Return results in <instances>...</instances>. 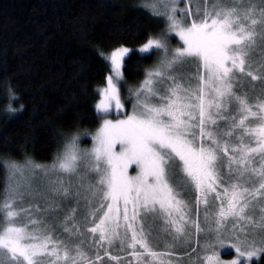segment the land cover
Wrapping results in <instances>:
<instances>
[{"label": "snow or ice", "instance_id": "1", "mask_svg": "<svg viewBox=\"0 0 264 264\" xmlns=\"http://www.w3.org/2000/svg\"><path fill=\"white\" fill-rule=\"evenodd\" d=\"M185 2L141 0L138 7L166 20L182 45L170 49L166 38H150L139 49L159 50L161 59L130 90L135 102L122 119L109 117L124 109L120 81L131 50L111 52L115 75L107 77L96 105L102 124L91 149L81 148L73 134L51 165L2 161L8 177L0 202V264H97L101 249L119 259L108 251L117 243L134 257L165 264L159 258L173 253H158L150 240L157 221L172 248H191L194 233L202 235L207 264H221L216 245L246 255L248 264L264 256V88L255 100L237 90L248 77L264 82V58L258 63L254 56L264 53V0H188L194 12L179 7ZM190 65L197 67L194 75L185 71ZM38 172L46 178L45 192L34 184ZM185 192L196 193L195 212ZM37 196L47 201L45 212L75 201L64 217V240L38 215L39 204L35 211L23 206L26 197ZM81 201L83 231L76 218ZM85 231L94 259L84 247Z\"/></svg>", "mask_w": 264, "mask_h": 264}, {"label": "trees", "instance_id": "2", "mask_svg": "<svg viewBox=\"0 0 264 264\" xmlns=\"http://www.w3.org/2000/svg\"><path fill=\"white\" fill-rule=\"evenodd\" d=\"M140 2L0 0V202L6 178L2 161L50 163L73 134H84L83 144L90 146L101 122L95 109L110 72L107 54L132 49L123 80L133 88L161 59L159 50H137L148 39L166 38L170 49L180 47L166 20L138 7ZM179 7L195 10L188 0ZM243 84L237 90L247 91L250 99L262 95L264 82L249 77ZM247 84L257 89L249 91ZM117 249L119 259L101 264H129ZM252 264H264V256Z\"/></svg>", "mask_w": 264, "mask_h": 264}, {"label": "rangeland", "instance_id": "3", "mask_svg": "<svg viewBox=\"0 0 264 264\" xmlns=\"http://www.w3.org/2000/svg\"><path fill=\"white\" fill-rule=\"evenodd\" d=\"M192 11L194 12V8H192ZM179 43H180V46H181L182 42L180 41ZM140 48H138L137 50L139 51ZM130 50H131L130 51V53H131L132 49H130ZM110 54H107L105 56V58H106V60L108 61L109 65H110L109 75H113L114 76L115 73L112 70V66H111L110 59H109ZM260 55L264 57V53H261L259 51H257L254 54L255 58L259 57ZM185 71L187 73H189V74H193L194 75L197 72V67L195 65L192 66V68L187 67L185 69ZM122 74H123V68H122ZM248 78H246L245 81ZM137 85L138 84H136L132 88L130 86L129 87L126 86L125 85V81L123 79L120 81V95H121V101L124 104V109L121 112H119V113L113 111L110 114L109 118H121L122 119V118H125L126 115L131 114L132 106H133V104L135 102V97L130 95V90L131 91H135L138 87H140V85L138 87H137ZM106 86H107V81H106V84L104 86L99 88V90H98V97L99 98H98V100L96 102V105L100 101V99H102V90ZM246 89L249 90V91H254V90L257 89V86L255 87V89H253L249 84H247L246 85ZM101 124H102V119H101V122H100V126H101ZM83 135L84 134H80L79 135L80 136V140H79L80 147L84 148V149H91L92 146H93L92 137H91V141L92 142H91L90 146H85L83 144V141H82V139H84ZM246 139H248V138H246ZM60 149H61L60 150V152H61L62 149H63V146ZM53 160L50 163H47V164H44V165H51L53 163ZM20 164H22V162H20ZM134 167L135 166H133V168L129 169V174L130 175H135L136 174V172L133 170ZM5 172H6V178H5L4 189L6 187L7 177H8V172H7L6 169H5ZM46 183H47L46 178H44L43 175L38 172L37 173V178L34 181L35 186L38 187L41 190V192H45L46 191V187H45ZM184 195L192 203L193 212H195V207L194 206H195V195H196V193L195 192H191V193L185 192ZM4 198H5V191L3 193V198L1 200V202L4 200ZM36 204H39V206H40V208L42 210L38 215L41 216V217L46 218L47 221L52 226H54V228H55L54 236L59 238V239H61V240H64L68 236V233L64 232V224H63L64 217L67 214H69V210L72 207H75V201L74 200H69V201L63 203L61 205V209L58 210V211L45 212V211H43V209L46 208L47 201L44 198H42L40 196H37V198L35 200H32L31 198L26 197L23 206L32 205L33 206V211H35L34 206ZM200 212H201L200 222L203 225V205H201V207H200ZM84 214H85L84 203H83V201H81L80 208H79V210L76 213V218H77V220L79 222H81V230L82 231L84 230L83 229V221H82V218H83ZM20 221L22 223H27L28 222V218L26 216L22 215L20 217ZM0 223H1L0 230H2L4 228V226H5V222L1 220ZM70 223H71V221H69V224ZM29 227H32V226L29 225ZM146 227H147V225H146ZM160 229H161V222L157 221V223L155 225H153V232H152V236L150 237V240H151V244H152L153 249L155 251H157L158 253H164V252L173 253L171 256L165 255V256H162V257L159 258L160 260H163L165 262V264H167L168 261H171V264H191V260H195L197 257H199V260L197 261V264H207V262L204 261V259H203L204 255H205V251H204V247H203V245H204V237L202 235H198V234L194 233V235L192 236L191 248H184V247L172 248V247L169 246L170 242H171V237L168 236L166 233L162 232ZM90 236H91L90 233H87L86 231L84 232V237H83V239L85 240L84 247H85V250L88 251L89 256L94 259L95 258V250L92 249V248H89V245L92 244V240L88 239V237H90ZM78 239L79 238H77V240ZM117 247H119L118 243L108 250L110 256L116 257V256H121L122 255V252L120 250H118ZM192 248H195V251H192ZM122 251L126 255V257L128 258V263L129 264H145L146 261H147V264H159V260L156 259V258L148 257L146 255L139 256V257H134V256L130 255V253L132 252V249L125 248ZM137 251L142 252V249H139V246H137ZM215 251L219 255V259L221 261V264H232L233 260L238 261V264H248L247 256L246 255H243V256L240 255V253H238L234 248H228L227 246H225L224 248H221L219 245H216ZM242 251H244L246 253L247 247L246 246L242 247ZM211 252H212V249H209L207 254L211 255ZM100 255H101L102 259L97 261V264H101V262L105 261L106 259H109L108 256L104 255L103 249L100 250ZM223 255H224L225 258L223 257ZM126 257L124 256V258H126ZM252 261H257V260L253 259Z\"/></svg>", "mask_w": 264, "mask_h": 264}]
</instances>
